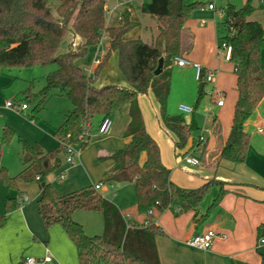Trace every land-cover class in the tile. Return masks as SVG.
I'll return each mask as SVG.
<instances>
[{
	"label": "trees",
	"instance_id": "trees-1",
	"mask_svg": "<svg viewBox=\"0 0 264 264\" xmlns=\"http://www.w3.org/2000/svg\"><path fill=\"white\" fill-rule=\"evenodd\" d=\"M106 2L59 0L53 7L52 0H0V75L11 67L56 63L57 68L47 75L41 90L43 100L57 89L72 103L71 111L54 131L57 147L44 151L39 144L20 139L24 168L12 175L8 168L0 165V179L8 189H17L19 180L38 183L41 190L38 207L45 226L58 224L63 227L76 245L80 264H162L156 237L164 234V230L149 210L155 207L161 212L167 209L174 213L194 211L197 215L214 185H220L217 201L227 192L225 182L215 179L195 189L175 184L170 177V168L162 161L159 144L146 128L139 104V96L151 92L158 105L161 124L173 136L176 149L186 150L185 155L193 149L194 134L200 130L196 119L188 122L183 114H170L168 101L175 57L182 56L186 49V22L195 10L206 4L199 0L144 3L141 11L154 17L158 26L153 40L147 42L141 38H126L138 25L129 9L123 12L117 25L108 26ZM252 2L247 0L237 8L227 1L221 6L223 20L218 25L223 33L221 42L224 40L232 46L230 61L238 65L235 70L238 95L232 126L220 154L221 159L234 163L244 162L247 158L251 135L245 125L264 99L261 57L264 27L260 22L248 19L254 11ZM69 33L72 40L67 49L60 52ZM104 34L109 38L110 48L91 76L79 60L86 56L91 46L101 43ZM77 38L79 43H76ZM113 52L117 54L118 68L128 85L97 86V77ZM160 58L164 59L163 70L156 75ZM207 83L201 81L195 110L207 94ZM124 109H128L131 118L124 134L126 142L104 157L113 161L104 181L135 184L138 210L147 217L145 225L126 219L120 208L105 198L94 184L62 195L47 182L48 175L62 163L61 156L67 153L68 145L86 147L101 121L106 117L113 118ZM35 111L37 113L38 109ZM98 117L100 120L96 125ZM13 137L14 130L5 125L2 142H9ZM19 200L18 197L6 198L0 226L6 223L11 212L21 207ZM177 208H180L179 212ZM77 210L102 212L104 232L88 235L83 225L74 219ZM259 235L264 236V222L259 226ZM259 264H264V254Z\"/></svg>",
	"mask_w": 264,
	"mask_h": 264
},
{
	"label": "crops",
	"instance_id": "crops-1",
	"mask_svg": "<svg viewBox=\"0 0 264 264\" xmlns=\"http://www.w3.org/2000/svg\"><path fill=\"white\" fill-rule=\"evenodd\" d=\"M150 1L147 0L146 2ZM186 1L193 2V0ZM227 1L239 8L247 0H224L223 3L225 2L224 4H226ZM204 3L206 4L205 7L195 10L192 17L186 22V49L182 56L202 63L204 70L214 71L215 78L212 82L211 91H222L226 94V98L224 104L218 106L210 97L209 104H207L202 112L203 116L197 111L198 109L192 115L185 116L188 122L195 118L200 128L212 121V132L207 142L203 145L202 152L191 150L188 153L199 156L201 164L193 166L186 163L184 160V152L186 150L176 149L173 136L161 124L158 105L151 92L141 94L139 96V104L143 112L146 128L159 144L162 161L171 170V180L178 186L187 189L199 188L213 179L220 180L225 182L227 192L217 201L220 185H214L208 196L201 203L197 215H195L194 211L174 213L170 209L163 212L156 210L153 214L154 218L164 230V234L156 237V243L162 264H259L262 254H264V244L259 243L261 239L259 226L264 222V147L250 144L247 158L241 163H234L220 158L222 147L230 134L234 105L238 95L234 69L235 63L232 62V65H230L227 63L229 61L222 62V60L216 57L220 37L223 34L218 29L219 23L223 20V13L221 7L217 9L216 2L213 0L204 1ZM252 3L254 11L248 19L258 21L264 27V0H253ZM210 4H214V8H210ZM117 8L118 4L110 11L114 12ZM121 16H119V19ZM153 19L155 20V29L154 34L152 33L151 35V41L158 30L157 21L154 17ZM133 20L135 19L133 18ZM129 33L126 35V38H139L131 37ZM104 37L108 39V43L105 46L99 45V53L101 52L102 56L110 48L107 34H104ZM79 42L80 39L77 38L76 43ZM65 43L67 45L66 39ZM98 55H95L92 66L89 69L93 70L96 67L97 63H95V60L100 58ZM113 57L116 58L115 63L118 68L117 54L113 52L109 62L100 72L102 77L100 74L97 77V86L105 84L128 85L119 68V73L123 78H120L118 82L115 83L108 80L106 76H103L107 74L108 69L111 67L110 63ZM261 57L264 62V50ZM174 68L176 70L175 75L179 74L182 76L180 77L182 86L185 85V81L192 82V78L195 77V69L192 66H179L175 63ZM228 77L231 80L232 78L235 80L236 94L233 100L231 118L223 122L220 119L219 111L227 104L228 93L226 82ZM5 84L8 85L9 83L7 84V81L6 83L0 82V94L3 93L2 89L6 86ZM263 103L264 99L259 104L254 115L246 122L245 129L249 133L250 128L257 127L264 119V111L261 112V105ZM209 106L216 113V117L212 120H205V111ZM27 109H29V105L23 110ZM8 111L9 114L15 113L10 108ZM98 118L100 120V117ZM112 119L113 126L109 133L101 135L95 132L91 136L89 142L91 140L96 142L99 140L103 146H98L95 158H93V155L86 156V159L83 158V162L85 161L86 165L90 167V165L96 162V157L99 158L103 165L100 166L102 175L98 181H91L90 184H100L101 187L98 190H101L102 195V191H104L112 193V196H116V184L126 182L104 181L113 166V161L104 157L110 156L125 144L126 138L124 134L131 118L128 109H124ZM5 120L8 124L15 127V124L11 123L8 118ZM258 133L263 135L264 141V132L258 131ZM250 135L252 138L251 133ZM19 139L21 138L19 137ZM83 162L80 157V161L76 165H81ZM90 178L92 177L90 176ZM20 181L22 180L18 181V194H12L5 186L0 185V215L5 212V202L8 196L21 198L24 193L30 197L27 202L33 200V196L27 193V185L22 186V182ZM40 193L41 190L38 185V194L35 196L37 200L40 198ZM109 200L120 208L126 219H131L140 225L146 224V217L137 213L135 203L128 207L124 205L122 200ZM76 214L77 212L74 213V219L79 223L82 222L80 221V216L76 217ZM95 217H98L99 220L101 216ZM208 229L224 233L227 237H216L212 247L208 250L197 249L185 243L194 234L202 233ZM26 256L42 259L41 264H80L76 245L61 225L56 224L47 228L37 210L21 206L19 209L11 212L8 215L6 223L0 226V264H24Z\"/></svg>",
	"mask_w": 264,
	"mask_h": 264
},
{
	"label": "rangeland",
	"instance_id": "rangeland-1",
	"mask_svg": "<svg viewBox=\"0 0 264 264\" xmlns=\"http://www.w3.org/2000/svg\"><path fill=\"white\" fill-rule=\"evenodd\" d=\"M147 0H107V25H116L118 23L119 16L123 14L126 9H130L133 14V18L139 22L137 28H134L129 34L131 37H139L144 41L150 42L151 35L154 34L155 29V20L149 14H144L141 11V7L143 3H147ZM195 0H193L194 2ZM209 1V0H202ZM216 2L217 9L221 7L224 0H213ZM59 0H52V6L55 7L58 5ZM118 4V8L116 11L111 12L114 7ZM130 36V35H129ZM72 40V35L69 33L66 35V42ZM108 39L103 36L101 40V46L107 45ZM221 43V39H220ZM219 43V45H220ZM91 46L88 49L86 56L79 60V63L83 65V67L88 71L87 73L93 76L92 72H89V68L92 66V62L95 58L96 54H99L98 57L102 58L101 52L99 53V45ZM67 49V45L65 40L60 46V52H64ZM219 48H217L216 57L222 60V62H227L223 54L218 53ZM116 58L113 57L111 59V67L108 69L106 76L108 80L113 82H118L121 77L119 70L116 66ZM200 63V62H199ZM232 65V62H227ZM202 66L203 64L200 63ZM57 68L56 63L51 64H35L32 66H24V67H11L7 68L3 74L0 75V82L7 84L3 87V93L0 94V165L8 168L10 174L16 175L20 173V171L24 168L21 160V142L19 137L22 140H26L32 144H39L44 151H49L57 147L58 140L54 136V131L58 128L65 117V114L72 109V103L67 96L60 95L57 89H53L47 99L44 101L43 94L41 92L42 88L46 83L47 75L54 71ZM175 68L173 70L172 77V90L171 95L168 101V112L170 114H183L184 116L192 115L187 113H182L178 110V104L183 102V104L192 106L195 108V103L198 98V90L201 84V81L192 78V82L185 81V85L182 86V77L179 74L175 75ZM103 74V73H102ZM101 75V74H100ZM120 76V77H119ZM102 77V75H101ZM226 90H227V104L226 106L219 111L220 119L222 121L228 120L231 118V110L233 107V100L235 99L236 87L235 80L228 77L226 82ZM213 83L208 82L206 84L207 94L197 110L203 116V110L210 102V96L208 95L211 92ZM8 101H14L20 104V107L11 108L7 106ZM27 102L29 105V109L23 110L21 105ZM44 102V104H42ZM9 108L15 111V113L9 114ZM36 109H38L36 113ZM264 111V103L261 105V112ZM34 112L36 113L33 116ZM217 112V110H216ZM264 113V112H263ZM160 117V116H159ZM9 119L11 123L15 124V127L8 124L5 119ZM99 121V118L96 119V125ZM8 125L14 130V137L6 143L2 142L1 135L3 132V126ZM212 125V121L210 122ZM250 133L252 134L251 143L255 146L264 147L263 135L258 133L257 127L250 128ZM99 134L98 132H96ZM102 135V134H101ZM195 137L197 133L194 134ZM262 139V140H261ZM191 145V141L189 142ZM75 149H81V160L83 162V158L86 159V156L93 155L95 158V153L99 145L103 146L99 142V140L89 142L86 147H83L80 144H73ZM184 151V150H183ZM62 163L53 170L47 177V182H51L58 193L64 195L69 193L72 190L79 189L85 187L90 184L91 181L95 182L102 175V170L100 166H103L100 162L99 158L96 157V162L90 167L86 165L84 161L83 164L71 165L67 162V154H62ZM99 157V155H98ZM144 158V156H143ZM99 164V165H97ZM65 173V177H61V174ZM90 176L92 178H90ZM92 179V180H91ZM22 182V186L27 185V190L30 195L33 196V200L31 202L23 203V208H33L37 210V213L40 215L38 200L35 197L38 194V185L36 181L33 182ZM0 185H6L0 179ZM7 188V187H6ZM12 194H18L17 189H8ZM116 196H112V193L103 192V196L108 199L118 201H123L125 206H131L134 203L136 204L135 210L139 214L138 206H137V196L135 184L132 182H126L122 184H116ZM101 191V190H100ZM24 195V193H23ZM76 217L80 216V222L85 232L90 235L102 234L104 232V216L102 212L99 211H85V210H77ZM97 214V215H96ZM142 214V213H140ZM146 217L145 214H142ZM93 216V217H91ZM101 216L98 220V217ZM129 217V215H128ZM40 218L43 221L41 215ZM147 220V217H146ZM45 225V224H44Z\"/></svg>",
	"mask_w": 264,
	"mask_h": 264
},
{
	"label": "built area",
	"instance_id": "built-area-1",
	"mask_svg": "<svg viewBox=\"0 0 264 264\" xmlns=\"http://www.w3.org/2000/svg\"><path fill=\"white\" fill-rule=\"evenodd\" d=\"M210 8H214V4H210L209 5ZM219 54H223L225 56V59L227 61L231 60V55H232V46L227 43L226 41H222L219 45ZM101 60V58H98L95 60V63H99ZM175 63L179 66H192L195 69V78L198 81H206V82H213L214 78H215V72L212 70H204L203 66L196 61H192L184 56H176L175 57ZM238 67V65L235 63L234 69L236 70ZM89 72H92V69H89ZM209 96L215 101L214 103L217 104L218 106H221L224 104L225 102V98H226V94L222 91H217L215 92L214 90H212L209 93ZM7 106L11 107V108H16V107H20V104L14 101H8L7 102ZM27 104L23 103L21 105L22 109L27 108ZM179 110L182 113H187V114H193L195 111V108H193L192 106L186 105V104H179ZM205 120L207 119H215L216 117V113L213 111L212 107L209 106L206 111H205ZM113 126V119L110 117H106L104 118L98 129L97 132L100 134H107L110 132L111 128ZM257 129L259 132H264V119L262 121L261 124H259L257 126ZM212 132V125L210 123H206L204 124L200 130L197 133V136L195 137L194 140V147H193V151H198V152H202V147L203 145L207 142L209 135ZM81 149H75L73 144H70L67 146V162L70 163L71 165H76L79 161H80V157H81ZM184 160L186 161V163L193 165V166H198L201 164V158L199 156L194 155L193 153L187 154L184 156ZM66 174L63 173L61 174V177H65ZM101 187L100 184H96V188L99 189ZM30 197L27 194H24L21 196L19 202L21 204V206L23 205V203H25L26 201H29ZM177 210L179 211L180 208H177ZM156 211L155 207H152L149 210V214H154V212ZM147 222V221H146ZM222 237V238H226L227 235L224 233H218L216 230L214 229H208L202 233H197L194 234L192 237L188 238L185 243L191 247L197 248V249H202V250H208L212 247L214 239L216 237ZM260 244H264V236L260 239L259 241ZM42 263V259H38L37 257L34 256H26L24 259V264H41Z\"/></svg>",
	"mask_w": 264,
	"mask_h": 264
},
{
	"label": "water",
	"instance_id": "water-1",
	"mask_svg": "<svg viewBox=\"0 0 264 264\" xmlns=\"http://www.w3.org/2000/svg\"><path fill=\"white\" fill-rule=\"evenodd\" d=\"M163 64H164V59L163 58H160L159 64L157 66V69L155 70V74L156 75H159L162 72V70H163Z\"/></svg>",
	"mask_w": 264,
	"mask_h": 264
}]
</instances>
